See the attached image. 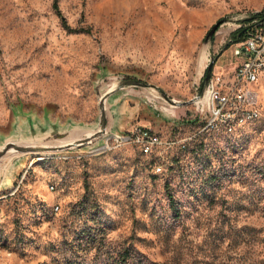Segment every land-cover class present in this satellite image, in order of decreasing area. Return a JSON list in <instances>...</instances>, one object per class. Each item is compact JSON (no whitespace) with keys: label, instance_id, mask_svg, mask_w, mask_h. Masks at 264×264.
<instances>
[{"label":"rangeland","instance_id":"374dc122","mask_svg":"<svg viewBox=\"0 0 264 264\" xmlns=\"http://www.w3.org/2000/svg\"><path fill=\"white\" fill-rule=\"evenodd\" d=\"M257 14L264 0H0V146L95 129L98 97L127 79L155 88L108 96L107 132L189 143L159 173L154 151L110 140L0 163V264H114L128 245L159 264H264V85L258 119L231 134L194 136L204 87L185 105L159 96L188 100L211 58L209 73L230 71L229 38Z\"/></svg>","mask_w":264,"mask_h":264},{"label":"built area","instance_id":"2783aa9c","mask_svg":"<svg viewBox=\"0 0 264 264\" xmlns=\"http://www.w3.org/2000/svg\"><path fill=\"white\" fill-rule=\"evenodd\" d=\"M248 20L250 24L242 29L240 40L231 42V55L234 59L231 70L209 73L204 84L207 93L205 117L197 124L194 136L200 134L207 121H216V130H220L222 126L230 127L236 122H242L249 114L259 116L256 90L260 88V83L253 82V73L261 71V82H264V14H257ZM197 112L195 117L198 120L204 111L200 109ZM191 138L192 136L189 140ZM108 140L113 142V145L130 144L143 155H151L154 151L158 160L151 165V169L158 173L161 172L160 160H166L161 155L162 152L172 147L177 150H183L185 147L184 138L162 139L156 133L140 126H131L128 130L107 136L102 149L109 148Z\"/></svg>","mask_w":264,"mask_h":264},{"label":"water","instance_id":"95a60500","mask_svg":"<svg viewBox=\"0 0 264 264\" xmlns=\"http://www.w3.org/2000/svg\"><path fill=\"white\" fill-rule=\"evenodd\" d=\"M219 21H215L205 32L202 43H206V41L211 37L213 32L215 31V28L218 26ZM213 58L209 60L207 65L205 66V69L202 74V78L200 80L199 88L196 92L193 93V95L186 101L178 102L174 101L173 99L167 97L164 95V93L159 92V96L168 104L171 105H185L188 103H194L195 101L202 98L203 94V87L204 84L209 76V70L212 64ZM124 86H132V87H149V88H155L152 85L127 79V80H121L116 82H113L112 86L107 88L105 91H103L100 96L97 99V125L95 129L88 131L86 133L81 134L79 137L73 138L71 140H68L67 142H62L55 145L45 144L42 143H30L25 141H15V140H9L3 142V144L0 146V163L5 162L9 158L13 157L14 155H20V154H27V155H37L38 153L45 152L47 154H54L59 151H64L68 149H79L84 147H90L91 149L97 147L98 142H100L103 138H106L109 135L114 134L115 132H107L106 128V114H105V106L104 102L110 96L113 92L116 90L124 87ZM108 133V134H107ZM51 152V153H49Z\"/></svg>","mask_w":264,"mask_h":264},{"label":"trees","instance_id":"16d2710c","mask_svg":"<svg viewBox=\"0 0 264 264\" xmlns=\"http://www.w3.org/2000/svg\"><path fill=\"white\" fill-rule=\"evenodd\" d=\"M51 8L57 14L58 11H57V8H56L54 2H52ZM61 26L65 30H67L69 32H75V31H77V32H86L85 29L69 28L67 25H65L63 23V21H61ZM240 38H241V31H237V32H235L234 34L231 35V37L229 38V41L230 42H236V41H239ZM191 142H192V140H191ZM188 144H186L185 147ZM173 148H175V147H172L171 149H173ZM154 174H157V173H154ZM167 199H168V202L171 204L170 196H167ZM113 263L114 264H159V263H156V262L150 260L144 254L140 253L139 251H137L136 249H134L130 245L121 248L119 251H117L114 254Z\"/></svg>","mask_w":264,"mask_h":264},{"label":"bare ground","instance_id":"6f19581e","mask_svg":"<svg viewBox=\"0 0 264 264\" xmlns=\"http://www.w3.org/2000/svg\"><path fill=\"white\" fill-rule=\"evenodd\" d=\"M262 79V72L261 71H254L253 73V82L254 83H260V87L264 85V82H261ZM260 88H257L256 90V98L259 99V91ZM206 103H207V93H206ZM260 116V115H259ZM257 114H249L242 122H236L235 124L229 126H222L220 130H216V121H207L205 122V127L203 131L213 132V133H222V134H231L240 127H242L243 124L248 123L250 121H255L259 117ZM105 138H103L100 142L101 144L97 147H95L93 150L96 149H102L104 147L103 141Z\"/></svg>","mask_w":264,"mask_h":264}]
</instances>
